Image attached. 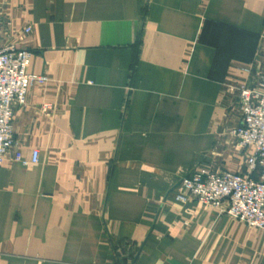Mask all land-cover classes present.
Here are the masks:
<instances>
[{"label":"crops","instance_id":"0c3cea01","mask_svg":"<svg viewBox=\"0 0 264 264\" xmlns=\"http://www.w3.org/2000/svg\"><path fill=\"white\" fill-rule=\"evenodd\" d=\"M0 11V47L30 51L29 73L47 78L15 107L17 149L40 161L11 156L0 171V264H264V231L174 200L200 166L245 170L230 131L264 0H0Z\"/></svg>","mask_w":264,"mask_h":264},{"label":"built area","instance_id":"2783aa9c","mask_svg":"<svg viewBox=\"0 0 264 264\" xmlns=\"http://www.w3.org/2000/svg\"><path fill=\"white\" fill-rule=\"evenodd\" d=\"M31 61L28 50L12 44L0 47V171L11 156L26 169L40 161L37 150L30 159L24 158L14 139L15 107L25 105L35 84L47 81L45 76L29 73ZM243 72L251 79L236 88L241 119L230 136L244 151L245 170L234 173L200 166L175 188L174 200L222 209L249 228L264 231V32L254 63Z\"/></svg>","mask_w":264,"mask_h":264},{"label":"rangeland","instance_id":"374dc122","mask_svg":"<svg viewBox=\"0 0 264 264\" xmlns=\"http://www.w3.org/2000/svg\"><path fill=\"white\" fill-rule=\"evenodd\" d=\"M0 13H1V11H0ZM5 25H6V26H9V25H11V24H8V23H7V24H5ZM12 45H14V44L12 43ZM15 46H16V45H15Z\"/></svg>","mask_w":264,"mask_h":264}]
</instances>
